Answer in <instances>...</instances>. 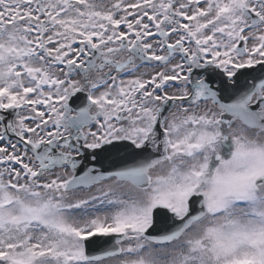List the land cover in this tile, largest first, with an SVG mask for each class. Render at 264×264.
Here are the masks:
<instances>
[{
	"label": "snow or ice",
	"instance_id": "obj_1",
	"mask_svg": "<svg viewBox=\"0 0 264 264\" xmlns=\"http://www.w3.org/2000/svg\"><path fill=\"white\" fill-rule=\"evenodd\" d=\"M0 264H264V0H0Z\"/></svg>",
	"mask_w": 264,
	"mask_h": 264
},
{
	"label": "water",
	"instance_id": "obj_2",
	"mask_svg": "<svg viewBox=\"0 0 264 264\" xmlns=\"http://www.w3.org/2000/svg\"><path fill=\"white\" fill-rule=\"evenodd\" d=\"M99 166L101 168H107V162L104 160L101 163L96 164V167L100 168Z\"/></svg>",
	"mask_w": 264,
	"mask_h": 264
}]
</instances>
